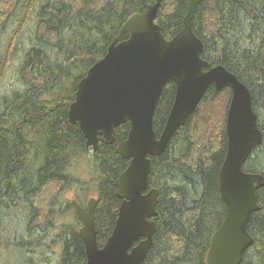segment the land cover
<instances>
[{"label": "trees", "instance_id": "16d2710c", "mask_svg": "<svg viewBox=\"0 0 264 264\" xmlns=\"http://www.w3.org/2000/svg\"><path fill=\"white\" fill-rule=\"evenodd\" d=\"M155 1L0 0V257L13 248L25 250L26 264H86L81 223H62L74 214L70 192L83 207L96 198L100 248L111 236L122 203L120 176L130 164L120 152L130 123L94 153L79 125L69 122V107L126 21ZM188 1L162 0L156 22L167 40L182 30ZM193 31L204 44L202 58L251 91L264 135V0H202ZM207 92L165 152L150 157L149 186L159 199L153 246L142 264H207L211 239L226 217L220 171L232 92ZM175 95L170 83L155 112L158 136ZM80 159L90 161L87 179L74 171ZM243 169L264 176V138ZM257 197L260 210L248 225L254 243L241 264L264 260V188Z\"/></svg>", "mask_w": 264, "mask_h": 264}, {"label": "water", "instance_id": "95a60500", "mask_svg": "<svg viewBox=\"0 0 264 264\" xmlns=\"http://www.w3.org/2000/svg\"><path fill=\"white\" fill-rule=\"evenodd\" d=\"M202 0H189L182 30L167 40L157 24L162 0L130 17L106 55L78 84L69 107V122L79 125L86 146L94 153L112 145L116 129L130 123L128 138L120 147L130 160L120 176L117 196L122 200L115 228L106 244L97 241L95 197L84 208L72 201L82 223L86 264H142L156 233L159 191L150 189V157H159L176 132L186 125L210 88H229L232 98L226 121L227 154L220 171V193L226 217L213 235L207 264H241L254 243L248 225L260 210L257 191L264 176L244 171L264 135L253 107V96L240 79L221 65L202 58L203 42L193 31V19ZM176 85L175 100L160 136L154 128L155 112L164 89ZM264 264V260H263Z\"/></svg>", "mask_w": 264, "mask_h": 264}, {"label": "rangeland", "instance_id": "374dc122", "mask_svg": "<svg viewBox=\"0 0 264 264\" xmlns=\"http://www.w3.org/2000/svg\"><path fill=\"white\" fill-rule=\"evenodd\" d=\"M88 161H89V159L88 160L80 159V160H78L75 163V166H74L75 173L78 174V175H82V177L84 179H87L88 178V175H85V174H88L89 173L90 161L89 162ZM74 198H75V194L73 192H70V193L67 194V199L74 200ZM91 198L92 197H89L88 199H85L84 200V204L86 205L87 202ZM62 223H64V224H77V225H79V223H77L76 216L74 214H72V213L68 214L63 219ZM81 227L82 226L79 225L78 229L80 230ZM7 251H5L4 253H2V255H1L2 257H0V264H26V260H27V257L28 256H27V254H26V252H25L24 249H12V248H9V249H7ZM4 255H5V257H4ZM16 258H17V260H16ZM4 259H6L8 261H6Z\"/></svg>", "mask_w": 264, "mask_h": 264}, {"label": "bare ground", "instance_id": "6f19581e", "mask_svg": "<svg viewBox=\"0 0 264 264\" xmlns=\"http://www.w3.org/2000/svg\"><path fill=\"white\" fill-rule=\"evenodd\" d=\"M148 7V6H147ZM130 16V15H129ZM122 21V20H121ZM75 74V73H74ZM71 77V76H70ZM73 79V78H72ZM226 89V88H225ZM66 93V92H65ZM208 93V92H207ZM228 105V104H227ZM220 107V106H219ZM223 108V107H222ZM195 112V111H194ZM155 119V118H154ZM79 137V136H78ZM39 138V137H38ZM71 153V152H70ZM76 156V155H75ZM89 162V161H88ZM79 163V162H78ZM77 169V168H76ZM70 172V171H69ZM75 176V175H74ZM80 176H82V175H80ZM76 177V176H75ZM71 178V177H70ZM74 178V177H73ZM77 179V178H76ZM78 181V180H77ZM56 210V209H55ZM11 224H13V223H11ZM11 228V227H10ZM9 228V229H10ZM11 229H13V228H11ZM69 231V230H68ZM68 233V232H67ZM12 234V233H11ZM56 235V234H55ZM9 236V235H8ZM210 236V235H209ZM12 237H13V235H12ZM58 240V239H57ZM6 244V243H5ZM56 247V246H55ZM52 248V247H51ZM9 249V248H8ZM13 249V248H12ZM2 251V250H1ZM43 251V250H42ZM8 252V251H7ZM12 252V251H11ZM18 252V251H17ZM2 253V252H1ZM9 253V252H8ZM44 253H45V251H44ZM18 255V254H17ZM2 257V256H1ZM4 257H5V255H4ZM52 257V256H51ZM20 259V258H19ZM4 260H6V259H4ZM16 260H17V258H16ZM6 261H8V260H6ZM13 261V260H12ZM19 261V260H18ZM9 263V262H8ZM12 263V262H11Z\"/></svg>", "mask_w": 264, "mask_h": 264}, {"label": "flooded vegetation", "instance_id": "af4514ba", "mask_svg": "<svg viewBox=\"0 0 264 264\" xmlns=\"http://www.w3.org/2000/svg\"><path fill=\"white\" fill-rule=\"evenodd\" d=\"M88 203V202H87ZM87 207V204L85 205V207L84 208H86Z\"/></svg>", "mask_w": 264, "mask_h": 264}]
</instances>
